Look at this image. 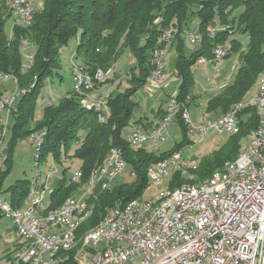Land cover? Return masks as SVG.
<instances>
[{
    "label": "trees",
    "instance_id": "1",
    "mask_svg": "<svg viewBox=\"0 0 264 264\" xmlns=\"http://www.w3.org/2000/svg\"><path fill=\"white\" fill-rule=\"evenodd\" d=\"M11 12V8L7 11L0 3V70L10 74L18 89L24 92L14 102L16 111L10 112L13 122L4 158L6 168L5 171L0 170V188L2 177L10 171L17 140L41 129L45 135L39 160L50 157L62 164L64 160L72 159L82 170L81 181L70 185L65 184L63 171V178L51 191L49 202L44 204L45 211L60 206L78 191L92 169L105 161L111 147L120 149L131 168V182L125 181L110 189L96 188L94 193L83 198L92 208L87 219L78 226L77 237L97 225L113 207L140 198L149 182V165L191 143L180 116L176 120L184 140L167 151L134 148L122 135L136 110L133 94L143 87L150 75L152 65L149 58L156 48L162 46L160 36L165 29H176L170 45L176 53L174 70L179 78L176 98L185 106L189 103L187 96L191 100L194 98L191 92L194 83L192 65L200 57L212 60L213 47L217 43L230 41L227 56L236 55L238 69L232 82L207 101L205 110H219L221 114L229 111L244 101L264 72V0H43L40 8L35 4L32 22L25 26L14 23L9 36L5 23L6 14ZM194 16L199 20L198 32L202 35V42L193 48H186L185 33ZM235 35L246 36L244 47ZM71 38L77 39L75 55L81 60L74 67L89 76L100 72L101 79L103 73L109 70L120 45L128 47L136 64L128 73L127 86L120 89L122 83L119 81L117 90L108 92L104 111L93 105L83 106L80 100L84 95L72 92L60 97L57 104L46 107L37 121L33 109L38 88L60 66L62 47ZM26 43L33 45L35 50L31 54V62L24 67L22 50ZM100 84L102 82H96L89 90L93 91ZM89 90L86 91L87 95L91 92ZM159 112L161 118L164 113ZM238 118L239 131L228 135L223 145L226 150L224 156L202 160L194 169L196 176L191 179L182 178L181 170L174 171L168 188L173 189L184 183L196 186L221 169L225 161L234 159L242 149L241 139L250 136L256 128L255 108L245 107ZM31 121H35L33 127ZM29 185L30 180L22 179L5 187L3 191L9 193L8 200L12 207L20 209L25 205ZM75 251L61 250L57 264H77L73 257Z\"/></svg>",
    "mask_w": 264,
    "mask_h": 264
},
{
    "label": "built area",
    "instance_id": "2",
    "mask_svg": "<svg viewBox=\"0 0 264 264\" xmlns=\"http://www.w3.org/2000/svg\"><path fill=\"white\" fill-rule=\"evenodd\" d=\"M36 1L12 0L11 10L13 3H23L22 13L12 12L17 18L16 23L25 26V23L32 22ZM175 33L176 29L173 28L169 33H161L162 46L156 48L149 58L152 65L149 77L157 88L166 78L163 70L166 40H172ZM185 37L193 38L192 44L200 45L202 42V35L199 32H186ZM229 52L230 45L227 42L217 43L212 51L213 60L225 58ZM198 61L206 62V59L200 57ZM6 77L11 75L5 73L0 79ZM99 78H102V74L86 78L73 76V89L76 91L78 81H86L88 88ZM256 89V94L249 102L243 104V108L229 115H218L212 119L210 125H200L199 121L190 118L187 106L179 101L175 94L170 98V114L165 130H161L160 135H152V127L143 128V135L133 133L125 137V140L134 148H140V143L161 142L167 136L168 126L177 119V116H180L186 126L189 140L196 136L204 137L209 131L228 135L238 126L240 111L252 106L256 114L257 105L264 104V79L257 84ZM108 95V92H104L91 99V102L81 104L93 107L106 106ZM15 99L16 94L0 95V110H7V115L11 111H16ZM189 99L187 96L186 100ZM257 117L259 133L251 141L250 148L244 151L243 158L232 159L227 165V171L217 176L210 193H192V188H185L170 202L158 204L154 216L148 218V222H143V229L140 231H131V224L136 223V214L143 210L145 200L134 198L127 201V216H120L115 212L104 216L100 223V231L86 240L87 249L78 252L77 264H120L137 255L142 259L139 264H264V166H260L261 149L264 146V116ZM43 131L41 129L31 134L34 143L41 138ZM111 154L109 168L103 171L108 174V189L113 186L115 178L126 166L119 148L114 147ZM183 163L185 161L180 152H173L168 157L149 165L151 173H147L148 179L160 181V175L168 172V168H176V165ZM62 168L64 174L69 172L66 180L76 173V165L72 159L65 160ZM49 170L50 173L46 174V184L53 175V169ZM36 183L37 172L30 181L24 199V202H34V209L36 205H43L42 191L45 189V185ZM3 197L5 196L0 188V217L4 216L11 220V225L18 236L11 264L57 263L59 250L63 246H69V230L74 228L71 225H64V218L78 210L83 199L78 200L60 218L55 219L54 226H43V221L33 222V210L6 212L2 205ZM44 249L51 250L50 259H41V252Z\"/></svg>",
    "mask_w": 264,
    "mask_h": 264
},
{
    "label": "rangeland",
    "instance_id": "3",
    "mask_svg": "<svg viewBox=\"0 0 264 264\" xmlns=\"http://www.w3.org/2000/svg\"><path fill=\"white\" fill-rule=\"evenodd\" d=\"M11 2L12 0H0L3 9L7 11L10 8ZM42 3L43 0L36 1V5L38 6V8L42 6ZM16 21L17 18L12 12L11 14H6L5 30L9 36H11L12 28ZM198 22L199 20L196 16L192 17L188 24L189 27L186 32H198ZM235 38H237V40L241 43L242 47L246 45V36L235 35ZM185 40L187 41L185 42L186 48H190V46L192 48L198 46L196 44H192L193 40L189 37H185ZM227 43H230V41H228ZM77 44V39L71 38L68 43L62 47L60 54V66L55 72L50 74L45 79V81L42 82V84H40L38 88V96L36 98V102L34 103L35 106L33 109L35 120L39 121L44 113L45 108L57 104L60 97L72 92L80 94L73 89L74 81L72 76L74 74V64L76 65L81 61L75 55ZM170 45L166 46V62L164 63L163 67V70L166 73L165 80L161 83V86L157 88L153 85L150 77L148 76V80L143 85V87H140L133 94V99L136 100L137 106L136 110L134 111L133 117L130 120V124H132V121H134V119L138 115L147 117L151 116V108L156 109L160 105H162L163 109L167 108V106L170 104V98L176 94L179 84V79L174 70V57H176V53L174 48H172ZM34 50L35 48L33 45H28L22 50L24 67L28 66L31 62L30 56L34 52ZM135 64L136 59L132 55L130 49L124 45H120L118 53L111 62L109 70L103 73V79L96 81L105 83L100 87V90H106L109 92L116 91L119 81L122 83L120 89H123L125 86H127L126 79L128 73L130 69L135 66ZM237 67V57L234 54L214 61H206L202 63L195 62L192 65L191 70L194 83L191 92L194 98H192V100L189 99L187 109L189 110L190 116L194 121L204 120L206 119L205 117L221 114L219 110L214 112L205 110L206 102L211 97L220 92L218 90V87L221 83L229 84L232 82L236 70L238 69ZM95 73H97V71ZM254 90L255 85L251 87L249 93L253 92ZM0 91L4 92V96L16 94V97H18L19 94H21V90L18 89L16 81L12 78V76L0 79ZM82 94L84 95V97L81 98V102H88V100H90L91 98L93 99V97L86 94V91H84ZM192 94L190 95L192 96ZM12 122V114L10 113L7 115V111L2 110V112L0 113L1 171H5L6 168L4 158L7 153V144L11 136L10 127L12 125ZM34 124L35 121L30 122L31 127H33ZM129 128L130 127L128 125L123 129V138L128 136L129 132L131 131L130 130L128 132ZM227 138L228 135L226 133H217L215 131L207 132L204 137L196 136L195 138H190L191 141L194 142L184 144L179 149V152L183 157V160L188 164V167L182 169L171 168L170 171L166 175H164L162 177L163 179H161L160 181L149 180L148 185L144 188L140 198L143 200H150L161 190H169V182L174 174V171L176 170H181L182 178H194V176H196L194 169H196V167L202 160L205 161V159H213L214 156H224L226 150L223 145L225 144ZM183 140V132L179 126L178 121L175 120L168 126L166 138L161 141L154 150L156 152L167 151L173 148L176 143H180ZM249 140L250 136H246L241 139L240 148L242 149H240V151L244 150V148L248 146ZM33 143L34 140L31 134H25L22 138H19V140H17V143H15L16 145L14 146L12 152L10 171L1 179V191L5 198H9V193L3 191L5 187L7 188L17 180L28 179L31 181L34 178L35 173L37 172L36 184L45 185V193L42 201L46 205V196L51 193V191L61 181L62 176H64L62 165H65V162L60 164L53 158L44 157L41 158L37 164L35 160L36 148L35 144ZM51 167H55L57 170L54 171L53 175L49 177L48 184H46V174L48 169ZM130 172L131 168L129 164H126L123 171L115 178L113 185H118L125 181L131 182L133 177ZM68 175L69 172H67V176ZM76 191L71 195L72 197H76L78 194H81L79 190L77 192ZM22 208H27V206L24 205ZM11 224L12 222L9 218L4 216L0 217V264H11L12 252L15 244L18 241V236L14 231L13 225ZM141 260V256L137 255L135 258L127 260L120 264H139Z\"/></svg>",
    "mask_w": 264,
    "mask_h": 264
},
{
    "label": "bare ground",
    "instance_id": "4",
    "mask_svg": "<svg viewBox=\"0 0 264 264\" xmlns=\"http://www.w3.org/2000/svg\"><path fill=\"white\" fill-rule=\"evenodd\" d=\"M11 11L13 13H22L23 12V3H13ZM29 23H31V22H27L25 24L28 25ZM170 30L171 29H165L163 31V33H169ZM189 38L193 40V38H191V37H189ZM170 43H171V40H166V46L170 45ZM165 55H166V48H164L163 65L166 62ZM99 74H101V73L100 72L96 73V75H99ZM1 75H5V73L1 72V70H0V76ZM73 76H75L77 78H86L89 75L83 73V71L80 70V68L74 67ZM99 79H101V78H99ZM99 79H97V80H99ZM263 79H264V72L260 76L258 83H261V81ZM93 86H94V83H92V85L87 88L86 81H78V84H76V91L79 92L80 94H82L84 91L91 89ZM250 99L251 98L237 103L234 107L230 108L229 111H227L223 114H220V115H229V113H235V111L237 109L243 108V104L249 102ZM88 102H91V99L88 100ZM103 107L104 106H99L96 108H103ZM1 112H2V110H0V113ZM169 114H170V104L167 106L166 111L164 112L163 116L159 119V121L152 128V135H160L161 130H165ZM257 116H264V104H258L257 105L256 117ZM190 118H191V116H190ZM212 119L213 118H206L204 120H200L199 123H200V125H210V124H212ZM239 128L240 127H239V123H238V126L236 127V129L231 130L228 133V135L237 133L239 131ZM133 133L136 135H143V128L137 127V126L135 128H132L127 137H129L130 134H133ZM258 133H259V118L257 117V125H256V128L254 129V131L252 132V134L250 135V140H249L248 146L246 148H244V150H241L234 159L243 158L244 151H247L250 148L251 141L254 140V137L257 136ZM44 135H45V131H43L41 138L38 141H36V143H34L35 148H36L35 160H36L37 164L39 162L40 147H41V144H43L42 141H43ZM159 143L160 142H151V141L149 143H140V147H144V148L149 149L151 151V149H155ZM113 151H114V147H111V149H109V151L107 153L105 161L101 165L94 167L92 169L89 177L87 178V180L84 182V184H82L79 187L78 190H79V192H81L80 199H83L88 194L94 193L96 188L104 189V188L108 187V174L106 172H103V171L107 170L109 168V163H110V160L112 157L111 153H113ZM231 161H232V159L225 161L221 169L214 171L211 174V176H209L207 179L205 178V180L201 181L196 186L191 185L189 183H184V184L177 186L173 189H169L166 191L161 190L158 194H156L150 200H145L144 204H143V210H139L138 214H136V223L131 224V231H140L141 229H143V222H148V218H152L154 216V212H155L158 204L170 202V200H173L174 198H176V196L179 194V192H182L185 188H192V190H193L192 193H198V194L210 193V188H211V186L215 185L217 176L219 174H223V173H225V171H227V165L230 164ZM260 166H264V146H262V149H261ZM187 167H188V164L185 162L183 164L176 165V168H173V169H182V168H187ZM49 169H53V172L57 170L55 167H51ZM49 169L47 171V174L50 173ZM75 169H76L75 175H73V177L66 180V185L78 184L81 181L82 170H81V168H78V167ZM170 169L171 168H168V172L170 171ZM147 171H148L147 173H151V166H149ZM168 172H163L162 175H160V178L163 179L162 177L164 175H166ZM88 182L90 185H88ZM44 193L45 192L43 190L42 191V199H43ZM80 199H78V200H80ZM78 200L75 198H72V197H68L60 204V206H57V207L52 208V209H48L46 211H45V206H44L43 201H42L43 205H36V209H34V202H25V205L27 206V208H20L19 209L16 207H12L10 205L8 198L3 197L2 205H3V209H5L6 212H14V210L16 212H24V209L33 210V222H42L43 221V223H44L43 226H54V220L60 218L64 212L70 210V208H72V206H74ZM126 206H127V202L122 204V205H118L116 207H113L105 216H109V214H113L114 212L120 216H127V207ZM91 208H92V205H89L83 201L81 206L77 208L78 210H75V212H72L71 216L64 218V222H63L64 225H71V226H74V228H71L69 230V246H63L61 248V250L62 251H70V250L76 249V251L74 253V259L77 261V263H78V252H82L83 249H87L86 248V240H89L90 236H93L94 234H97L98 231H100V223H102L103 218L98 222L97 225H95L91 229L87 230L84 234H82L78 237L76 235V230H77L78 226L84 220L87 219V217L90 214ZM43 217L46 219H43ZM61 250H59V252ZM50 257H51V250L50 249H44V251L41 252V259H50ZM58 261H59V256H58ZM57 263H55V264H57Z\"/></svg>",
    "mask_w": 264,
    "mask_h": 264
},
{
    "label": "crops",
    "instance_id": "5",
    "mask_svg": "<svg viewBox=\"0 0 264 264\" xmlns=\"http://www.w3.org/2000/svg\"><path fill=\"white\" fill-rule=\"evenodd\" d=\"M174 37V36H173ZM26 46H28V44L26 43V45H25V47ZM227 57V56H226ZM199 59V58H198ZM198 59H197V62H201V61H198ZM206 61H214L213 59L212 60H207L206 59ZM202 63V62H201ZM237 63H238V60H237ZM178 77V76H177ZM179 79V78H178ZM147 80H148V77H147ZM146 80V81H147ZM105 83H102V84H100L98 87H96V89H94L93 91H91L90 93H89V96H91V97H96L97 95H101L103 92H109V91H106V90H100V87L102 86V85H104ZM227 85V83H221L220 85H219V87H218V90L219 91H221L222 90V88L224 87V86H226ZM257 88V82H256V84H255V90L253 91V92H251V93H249L246 97H245V99L244 100H246V99H249V98H251V97H253L255 94H256V89ZM218 91V92H219ZM111 92V91H110ZM0 94H1V96H4V92H1L0 91ZM218 94V93H217ZM68 95V94H67ZM63 97V96H62ZM17 98V97H16ZM89 99V98H88ZM92 99V98H91ZM16 100V99H15ZM137 103V102H136ZM206 104H207V102H206ZM152 110H151V112H150V115L151 116H149V117H147V116H141V115H138L135 119H134V121H132V124H130L129 123V130H128V132L132 129V128H135L136 126L137 127H144V128H153L154 126H155V124L159 121V119H160V117H159V111H161V112H165L166 111V108L165 109H163L162 108V105H160V106H158L156 109L155 108H151ZM10 113V112H9ZM218 115H220V114H217V115H211V116H208V117H205V118H214V117H216V116H218ZM200 121V120H199ZM127 132V133H128ZM67 175V172H66V174H65V176ZM62 178H63V176H62ZM49 197H50V194L48 195V196H46V203H48L49 202ZM70 197H72V196H70ZM72 198H75V199H80V195L78 194L76 197H72Z\"/></svg>",
    "mask_w": 264,
    "mask_h": 264
}]
</instances>
